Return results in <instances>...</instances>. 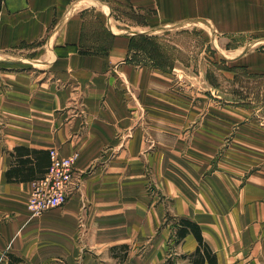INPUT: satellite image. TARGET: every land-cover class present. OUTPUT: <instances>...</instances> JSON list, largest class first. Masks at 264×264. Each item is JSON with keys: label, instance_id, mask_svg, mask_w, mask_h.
<instances>
[{"label": "crops", "instance_id": "1", "mask_svg": "<svg viewBox=\"0 0 264 264\" xmlns=\"http://www.w3.org/2000/svg\"><path fill=\"white\" fill-rule=\"evenodd\" d=\"M187 31L209 36L227 79L248 81L241 104L195 121L196 106L154 98L152 77L194 71L172 38ZM185 124L200 126L169 137ZM19 147L77 155L79 189L38 220L26 202L39 159ZM10 169L25 179L9 181ZM166 216L195 222L216 264H264V0L0 2V264L6 253L29 264L46 246L70 257L78 224L91 243L114 245L137 235L138 217ZM196 245L187 236L182 254Z\"/></svg>", "mask_w": 264, "mask_h": 264}, {"label": "rangeland", "instance_id": "2", "mask_svg": "<svg viewBox=\"0 0 264 264\" xmlns=\"http://www.w3.org/2000/svg\"><path fill=\"white\" fill-rule=\"evenodd\" d=\"M175 35L178 37L172 36V38L174 37V40L184 47L183 53L179 50V60L184 62L186 66L193 67L194 71L188 70L184 76L152 77V92L156 95L154 98L159 100L160 96H164L168 99L181 100L185 102L186 110L189 109V111H192L193 106H196L195 121L198 116L207 115L212 108L223 106L226 101H232L235 105L241 104L239 99L241 89L247 86L248 81L246 82V79L240 73L232 79L225 77L223 71L227 67L225 66L224 57L216 51L209 36L204 32L189 34L188 31L183 34L176 32ZM139 60L143 62V59ZM153 103L155 105L159 104V102L152 99L150 104ZM143 108L145 111V107ZM153 126L156 125L153 124ZM199 126L196 124L178 125V130L170 129L169 137H175L172 135L178 132L180 138L185 136L184 140L186 141L188 136L192 135L191 132L194 128ZM146 138L148 140L155 137L152 134H147ZM120 139L122 138L120 137ZM123 142L125 144L126 140L124 139ZM113 158L114 156H111L110 160ZM141 158L144 161L145 157L143 155ZM147 193L152 194L154 203L162 202L166 205L168 202L165 196H161L159 189L154 184L147 188ZM137 197H140L139 189ZM28 217L29 219L38 220L41 216L30 218L28 214ZM173 223L171 217L166 216L164 219L153 220V224L150 226L147 225L146 219L138 217L137 235L132 237L129 229H127V235H124L126 231L120 232L119 237L127 240L125 243L114 245H109V242L104 244L98 242L96 245L91 243V236H86V230H81V224H78V234L74 238L75 244L70 257L61 258L49 254V248L46 246L42 247L37 255L34 254V257L26 260L29 264H162L166 258H176L182 254L180 245H175L173 241ZM118 235L117 230L114 236H104L116 239ZM130 238L132 240L128 242ZM95 239H99V237H95Z\"/></svg>", "mask_w": 264, "mask_h": 264}, {"label": "built area", "instance_id": "3", "mask_svg": "<svg viewBox=\"0 0 264 264\" xmlns=\"http://www.w3.org/2000/svg\"><path fill=\"white\" fill-rule=\"evenodd\" d=\"M5 0H0L3 2ZM50 165L46 173L33 182L32 191L26 202L30 218H37L44 213L64 206L80 185V177L75 174L76 154L59 157L54 151L49 152Z\"/></svg>", "mask_w": 264, "mask_h": 264}, {"label": "trees", "instance_id": "4", "mask_svg": "<svg viewBox=\"0 0 264 264\" xmlns=\"http://www.w3.org/2000/svg\"><path fill=\"white\" fill-rule=\"evenodd\" d=\"M14 153L18 156L24 155H35L38 158V166H39V175L34 180H39L47 171L50 165V158L46 159V153L41 151H34L26 148H15ZM49 157V153L47 154ZM29 162L28 158L22 160L20 163L25 165ZM6 177L9 181H20L25 179L22 176L18 175L17 170H8L6 173ZM174 224V244L180 245L184 239L192 235L196 241V248L193 252L188 254H181L175 257L166 258V260L162 264H216V255L212 252L209 246L204 241L200 227L193 221L187 218H175L173 220ZM5 260L7 264H24L22 258L16 256L12 253L5 254Z\"/></svg>", "mask_w": 264, "mask_h": 264}, {"label": "bare ground", "instance_id": "5", "mask_svg": "<svg viewBox=\"0 0 264 264\" xmlns=\"http://www.w3.org/2000/svg\"><path fill=\"white\" fill-rule=\"evenodd\" d=\"M60 208V207H59ZM27 210V209H26Z\"/></svg>", "mask_w": 264, "mask_h": 264}]
</instances>
